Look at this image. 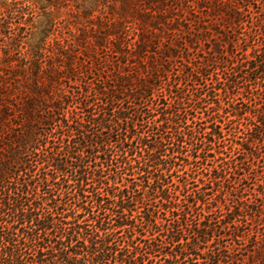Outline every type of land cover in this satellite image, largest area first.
I'll return each instance as SVG.
<instances>
[{"label":"trees","instance_id":"1","mask_svg":"<svg viewBox=\"0 0 264 264\" xmlns=\"http://www.w3.org/2000/svg\"><path fill=\"white\" fill-rule=\"evenodd\" d=\"M0 264H264V0H0Z\"/></svg>","mask_w":264,"mask_h":264}]
</instances>
